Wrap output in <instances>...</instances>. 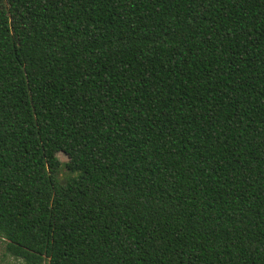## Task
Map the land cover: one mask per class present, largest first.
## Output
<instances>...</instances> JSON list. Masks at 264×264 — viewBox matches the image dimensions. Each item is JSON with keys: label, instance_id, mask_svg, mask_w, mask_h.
I'll use <instances>...</instances> for the list:
<instances>
[{"label": "trees", "instance_id": "1", "mask_svg": "<svg viewBox=\"0 0 264 264\" xmlns=\"http://www.w3.org/2000/svg\"><path fill=\"white\" fill-rule=\"evenodd\" d=\"M0 238L264 264V0H0Z\"/></svg>", "mask_w": 264, "mask_h": 264}, {"label": "rangeland", "instance_id": "2", "mask_svg": "<svg viewBox=\"0 0 264 264\" xmlns=\"http://www.w3.org/2000/svg\"><path fill=\"white\" fill-rule=\"evenodd\" d=\"M58 157L62 162L68 161V156L64 152H59ZM0 264H25V262L11 255L6 250V242L4 239L0 238Z\"/></svg>", "mask_w": 264, "mask_h": 264}]
</instances>
